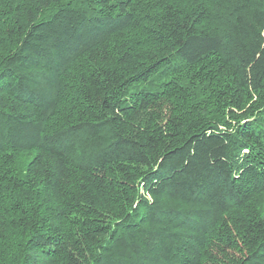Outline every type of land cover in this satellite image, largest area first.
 <instances>
[{
    "label": "trees",
    "instance_id": "1",
    "mask_svg": "<svg viewBox=\"0 0 264 264\" xmlns=\"http://www.w3.org/2000/svg\"><path fill=\"white\" fill-rule=\"evenodd\" d=\"M0 264H264V0H0Z\"/></svg>",
    "mask_w": 264,
    "mask_h": 264
}]
</instances>
